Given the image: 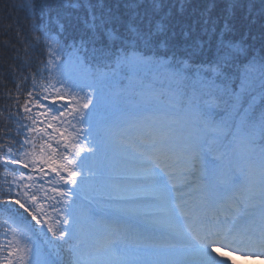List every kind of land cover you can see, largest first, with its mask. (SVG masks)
I'll list each match as a JSON object with an SVG mask.
<instances>
[{
  "label": "snow or ice",
  "instance_id": "obj_1",
  "mask_svg": "<svg viewBox=\"0 0 264 264\" xmlns=\"http://www.w3.org/2000/svg\"><path fill=\"white\" fill-rule=\"evenodd\" d=\"M52 3L31 24L46 59L23 101L17 87L19 140L0 146V264L264 254V55L237 75L254 48L222 36L203 59L163 0L125 4L127 20L104 0Z\"/></svg>",
  "mask_w": 264,
  "mask_h": 264
},
{
  "label": "trees",
  "instance_id": "obj_2",
  "mask_svg": "<svg viewBox=\"0 0 264 264\" xmlns=\"http://www.w3.org/2000/svg\"><path fill=\"white\" fill-rule=\"evenodd\" d=\"M92 2L96 3L98 0ZM130 2L139 3L140 6L135 11L140 14L150 7V0H104L106 6L125 20L129 18L125 14L129 10L124 5ZM163 3L165 11H171L173 21L189 32L188 42L197 40L203 44V59L213 57L222 36L224 40L243 41L245 45L254 48V52L240 57L237 75L252 55H264V0H163ZM23 4L24 0H0V146L3 148L16 147V141L19 140L15 132V119L20 115L15 103L17 87L20 86V100L23 101L31 85V74L46 59L42 46L33 47V18L39 22L42 14L48 19L57 12L52 0H48V7H43V10L41 0H35V7L32 9L24 8ZM69 13H73L75 23L76 13L72 9L62 10L64 16ZM79 14L82 15L83 12ZM226 21L231 25L229 31L224 30ZM176 31L179 33L180 28ZM69 32H72L71 28ZM176 41L181 44L185 42L180 35H177Z\"/></svg>",
  "mask_w": 264,
  "mask_h": 264
},
{
  "label": "rangeland",
  "instance_id": "obj_3",
  "mask_svg": "<svg viewBox=\"0 0 264 264\" xmlns=\"http://www.w3.org/2000/svg\"><path fill=\"white\" fill-rule=\"evenodd\" d=\"M217 259H221V257L218 256ZM226 261H227V264H264V261H260V260H245V261H241V260H235V261L226 260Z\"/></svg>",
  "mask_w": 264,
  "mask_h": 264
}]
</instances>
